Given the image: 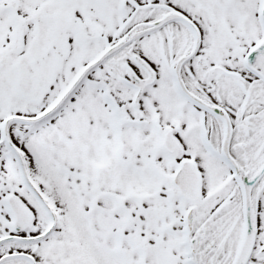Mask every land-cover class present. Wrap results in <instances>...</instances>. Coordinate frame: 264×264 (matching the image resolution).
I'll return each mask as SVG.
<instances>
[{"label": "snow or ice", "instance_id": "6c2138e0", "mask_svg": "<svg viewBox=\"0 0 264 264\" xmlns=\"http://www.w3.org/2000/svg\"><path fill=\"white\" fill-rule=\"evenodd\" d=\"M0 264H264V0H0Z\"/></svg>", "mask_w": 264, "mask_h": 264}]
</instances>
